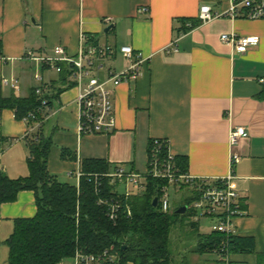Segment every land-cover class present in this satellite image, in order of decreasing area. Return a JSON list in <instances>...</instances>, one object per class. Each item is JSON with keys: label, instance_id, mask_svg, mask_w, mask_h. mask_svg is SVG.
Returning a JSON list of instances; mask_svg holds the SVG:
<instances>
[{"label": "crops", "instance_id": "0c3cea01", "mask_svg": "<svg viewBox=\"0 0 264 264\" xmlns=\"http://www.w3.org/2000/svg\"><path fill=\"white\" fill-rule=\"evenodd\" d=\"M204 5L213 13L228 8L224 0H0V96L27 99L39 85L36 75L59 92L52 103L56 113L42 132L53 143L47 171L60 183L78 188L76 176L90 161L105 162L107 173L120 168L144 174L153 140L166 141L176 160L186 161L192 177L231 174L243 213L235 220V237L248 239L254 249L230 254L229 262L264 264V19L220 18L199 25ZM188 22L197 25L189 30ZM231 32L257 37L258 44L242 55L232 53L220 42L222 34ZM80 35L89 44L129 46L149 58L137 81L112 91L116 127L107 135L79 136L72 82L67 78L64 85L60 74L26 57L50 56L56 47L73 57ZM174 41L177 52L168 51ZM127 67L119 54L104 62L115 73ZM104 76L99 74L101 80ZM230 128L246 133L233 148L239 161L231 166ZM30 129L13 111H0V173L11 180L29 174L24 137ZM174 191L190 198L183 189ZM35 215L31 191L19 192L15 202L0 206V264L8 263L6 243L14 222ZM181 251L188 264H224L207 254Z\"/></svg>", "mask_w": 264, "mask_h": 264}, {"label": "trees", "instance_id": "16d2710c", "mask_svg": "<svg viewBox=\"0 0 264 264\" xmlns=\"http://www.w3.org/2000/svg\"><path fill=\"white\" fill-rule=\"evenodd\" d=\"M196 25L193 22L192 27ZM61 67L60 80L67 85L69 71L67 67ZM51 93L52 105L59 92L51 90ZM40 103L41 98L36 96L35 90L27 99H4L0 96V111L11 110L17 120H22L29 113H36ZM34 123L29 121L26 124L28 128H33ZM29 131L24 137L28 151V176L11 180L0 173V206L15 202L22 191L34 193L36 206L33 218L14 222L13 233L6 243L7 264H60L70 260L77 249L88 254H100L112 246L119 257L118 264H177L171 251L173 233H177L175 240L181 236L193 237L197 245L192 253L200 256L218 250L223 241H226L230 254L253 251V243L248 239L235 236L225 238L213 232L200 233L199 224L189 220L190 198H186L182 204L188 206L183 215L176 214V210L164 214L159 207H153L152 201L158 197L163 182L147 179L146 190L141 195L125 200L116 191L117 185H111L109 179L101 178L97 179L100 184L98 194L94 175H104L109 169L103 161L83 163L78 188L58 182L47 171V159L53 145L51 137L43 134L42 127ZM151 144L152 141L149 151ZM176 164L181 172L186 173V161L178 159ZM100 196H118L124 207L130 208V216L121 214L112 223L104 208L97 204ZM180 230L185 234L182 235ZM179 263L188 264L183 255Z\"/></svg>", "mask_w": 264, "mask_h": 264}, {"label": "built area", "instance_id": "2783aa9c", "mask_svg": "<svg viewBox=\"0 0 264 264\" xmlns=\"http://www.w3.org/2000/svg\"><path fill=\"white\" fill-rule=\"evenodd\" d=\"M228 8L221 13H213L207 6H201L197 16L199 25L212 22L215 19L228 18L229 20L245 19L250 21L264 19V0H224ZM140 13L146 9H140ZM186 28L194 29L188 22ZM181 37V36H180ZM220 42L227 46L232 53L244 54L251 47L258 44L257 37H241L235 32L222 34ZM170 48V49H169ZM177 52L176 41L168 46V51ZM119 54L128 63L123 71L115 73L110 68H104V62ZM27 59H33L42 63L49 69L60 74L62 67L69 71L68 79L77 90L76 105L78 108L77 132L79 136L102 134L107 135L115 130L116 117L114 112L112 91L122 83L137 81L144 73L149 58L134 51L129 46L113 48L108 44H89L84 35H80V44L75 56H69L62 47L52 50L50 56L33 57L31 53L26 55ZM101 72L105 73L104 79L99 78ZM39 85L34 89L36 96L41 98L40 106L36 113H29L22 120L24 122L35 121L32 130L40 129L43 124L56 112L50 104L51 90L40 75L34 77ZM7 84L6 81H4ZM14 88V85H11ZM246 136L243 128H230L228 144L230 151V166L239 161V156L233 153V148L239 140ZM78 178L81 174H77ZM107 178L111 185H117L116 191L124 199L131 196L141 195L146 190L147 179H154L164 184L159 187L157 207L164 214L172 212L170 207V191L184 190L189 192L191 198L189 209L190 222L199 224L208 221L210 233H220L225 238L235 236V220L243 216L241 211V197L233 188V176L229 174L223 178H198L181 172L176 164V157L169 151L166 141L153 140L148 151V169L144 174L134 172L128 173L118 168L112 173L95 175L96 193L100 194V184L97 179ZM123 185L124 191L119 192L118 186ZM98 206L104 208L107 218L115 223L121 214L130 216V208L123 205L118 196H100L97 200ZM188 210V206H187ZM217 260L224 264L229 262V251L226 241L220 244L218 250L213 251ZM70 264H118L119 257L113 246L100 254H88L82 250H76L69 260ZM66 262V261H65ZM62 262L60 264H66Z\"/></svg>", "mask_w": 264, "mask_h": 264}, {"label": "rangeland", "instance_id": "374dc122", "mask_svg": "<svg viewBox=\"0 0 264 264\" xmlns=\"http://www.w3.org/2000/svg\"><path fill=\"white\" fill-rule=\"evenodd\" d=\"M95 176V175H94ZM73 182V181H72ZM118 190L119 192H123L124 191V187L123 185H119L118 186ZM187 198V194L186 192H183V191H174V190H171L170 191V207H171V210L175 211L178 206L184 202V200ZM191 210V209H189ZM188 214L191 213L190 211L187 212ZM209 222L204 220V221H201L199 223V230H200V233L202 234H209L211 229H210V224H208ZM181 233L183 232L182 230H180ZM180 234V232H178ZM185 234V231L184 233H182V235ZM175 235H177V233H173V237L174 238L172 241H171V251H172V256L174 258V261L177 262V264H180L179 262L181 261V257L178 258V255L179 253L181 254V250H184L186 253H192L193 250L196 249V240L193 238V237H184V236H181V237H178L176 240H175ZM181 251V252H180ZM208 257H210L211 259H216L217 260V257L216 255H214L213 253H209L207 254Z\"/></svg>", "mask_w": 264, "mask_h": 264}, {"label": "water", "instance_id": "95a60500", "mask_svg": "<svg viewBox=\"0 0 264 264\" xmlns=\"http://www.w3.org/2000/svg\"><path fill=\"white\" fill-rule=\"evenodd\" d=\"M108 29H109V28H107V29L105 30V32H107ZM152 206H153V207H157V198H154V199H153V201H152ZM186 211H187V206H182V207H180V208H178V209L176 210V214H178V215H183V214L186 213Z\"/></svg>", "mask_w": 264, "mask_h": 264}]
</instances>
